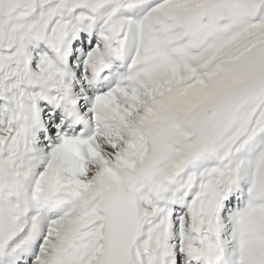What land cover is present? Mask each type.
I'll return each mask as SVG.
<instances>
[{"label":"snow or ice","instance_id":"obj_1","mask_svg":"<svg viewBox=\"0 0 264 264\" xmlns=\"http://www.w3.org/2000/svg\"><path fill=\"white\" fill-rule=\"evenodd\" d=\"M0 264H264V0H0Z\"/></svg>","mask_w":264,"mask_h":264}]
</instances>
